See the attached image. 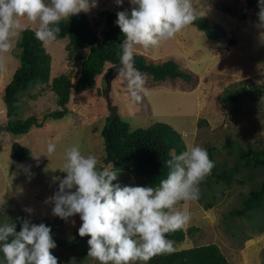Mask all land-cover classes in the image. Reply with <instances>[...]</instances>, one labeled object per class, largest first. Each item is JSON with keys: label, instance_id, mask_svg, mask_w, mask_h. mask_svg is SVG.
Listing matches in <instances>:
<instances>
[{"label": "rangeland", "instance_id": "obj_1", "mask_svg": "<svg viewBox=\"0 0 264 264\" xmlns=\"http://www.w3.org/2000/svg\"><path fill=\"white\" fill-rule=\"evenodd\" d=\"M121 7L131 8L129 0H124ZM118 8L115 0H98L96 8L79 14H86L92 24H102L104 14ZM193 8L198 17H207L212 23L221 25L226 37L210 40L204 32L190 25L157 47L135 48L134 55H144L148 62L174 60L193 76L191 82L176 79L163 83H155L147 76V91L139 103L131 100L122 78L114 79L109 90L105 80L108 68L97 78L94 89L72 95L64 119L46 120V116L60 110L50 88L53 79L68 75L76 82L81 68L80 57L88 51H79L70 57L66 51L67 39L43 44L51 59L49 83H38L21 93L17 114L20 119L35 116L44 126L33 128L21 137L0 134V205L6 210L10 223L13 216L29 219L37 225L49 219L55 226L53 238H75L82 223L79 216L61 220L52 215L54 205L45 201L54 195L59 180L66 176L61 169L65 149L69 146L79 145L82 153L93 154L104 164L101 131L111 114V105L117 107L122 119L133 130L147 129L161 122L176 129L187 147L200 145L207 152L216 148L214 164L224 168L236 165L239 149L264 148V93L256 101L247 97L238 103H228V107L223 99L229 91L251 83L263 87L264 91V41L258 38L253 9L247 6L246 0H193ZM37 27L21 19L20 34L26 29L35 31ZM19 38L20 35L6 56L4 70L0 71V126L6 125L8 120L2 100L4 89L20 65ZM14 142L31 150V160L13 162L10 152ZM49 142L56 145L51 156L46 152ZM263 181L264 167L242 169L231 185L216 183L212 178L204 179L199 185L200 195L204 203L213 202V208L206 210L200 201H184L177 205L188 211L191 219L182 227L186 233L183 242H173V251L168 252L171 261L181 262L182 256L178 253L184 252L190 256L187 263L203 264L204 261L195 255L196 249L215 245L222 255L221 264H264V221L230 215L242 207L245 196L259 188ZM116 183L139 186V179L118 172L117 180L113 181ZM25 208H31L32 214L26 213ZM72 258H79L76 250H62L58 264H70ZM83 264H98V261L88 257Z\"/></svg>", "mask_w": 264, "mask_h": 264}, {"label": "clouds", "instance_id": "obj_2", "mask_svg": "<svg viewBox=\"0 0 264 264\" xmlns=\"http://www.w3.org/2000/svg\"><path fill=\"white\" fill-rule=\"evenodd\" d=\"M122 6L124 0H115ZM130 11L116 13V25L124 40L120 44L117 78L126 82L134 103L146 93L147 76L134 65V49L157 47L197 20L193 0H129ZM98 6V0H0V71L7 54L20 35L21 19L37 24L35 38L44 44L57 41L60 22ZM259 40L264 41V0H258ZM56 145L47 144L51 156ZM165 163L166 178L156 186H132L116 183L118 172L112 163L102 164L95 155L82 153L79 145L65 149L58 190L45 203L54 205L52 215L61 220L78 215V235L87 240V256L98 264H148L155 256L173 251L168 234L190 222L188 211L177 207L184 201H198L200 183L214 168L207 150L188 146L176 154L170 152ZM29 215L31 208L23 209ZM0 205V264H58L52 254L57 247L51 228L43 223L17 218L10 223ZM17 223L21 225L17 231ZM70 264H76L72 258Z\"/></svg>", "mask_w": 264, "mask_h": 264}, {"label": "trees", "instance_id": "obj_3", "mask_svg": "<svg viewBox=\"0 0 264 264\" xmlns=\"http://www.w3.org/2000/svg\"><path fill=\"white\" fill-rule=\"evenodd\" d=\"M246 3L250 9H253L257 19L258 0H246ZM125 9L130 11L131 8L119 6L116 11L105 13L102 24H92L91 19L86 14H78L60 22L61 32L58 39L69 41L66 51L69 52L70 57L79 51H88V53L80 57L81 68L76 82H73L68 75H61L53 79L50 88L57 97L56 101L60 110L46 116V120L64 119L68 114L67 106L74 93L80 94L94 89L97 78L106 69L120 64V44L124 37L115 21L117 19L116 13ZM192 25L204 32L210 40L217 41L226 37L224 28L219 24L212 23L207 17H198ZM34 33L35 31L26 29L20 34L17 43L20 65L4 89L2 100L8 120L6 125L0 126V134L5 132L21 137L30 133L33 128H43L44 126L35 116L20 119L17 114L19 95L38 83L48 84L50 79L51 59L45 52L44 43L37 40ZM232 44L235 45V41H232ZM134 65L146 76L152 77L155 83L176 79L191 82L193 78L190 73L182 70L174 60L154 63L148 62L144 55L137 54L134 55ZM263 93V87L251 83L249 86L229 91L223 99L225 106L228 107V103H238L247 97L256 101L260 99ZM110 108L111 114L106 119L105 126L101 131L105 147L104 164L112 163L116 171L134 175L139 179V186L158 185L159 180L166 178L169 171L165 162L171 158V150L175 149L176 154H180L187 148L182 135L172 126L161 122L147 129L133 130L130 124L122 119L116 106L111 105ZM234 143L236 144L235 141ZM233 144L229 145L232 146ZM215 152H217L216 148L208 150L209 158L213 162ZM237 157L239 160L233 167L224 168L220 164H214V168L205 179L212 178L216 183L231 185L235 175L242 169L264 167V148L239 149ZM10 158L14 163L26 162L31 160L32 152L21 143L14 142ZM208 184L210 185V183ZM215 198L216 196L213 195V199ZM198 201L204 203V198L200 195ZM213 205V202L204 203L206 210L212 209ZM230 215L251 220L261 218L264 221V181L259 188L252 190L249 196H245L242 207L230 212ZM17 218L19 217H11L12 222H16ZM45 225L51 228L52 234L54 224L46 219ZM20 227L21 225L17 223V231L20 230ZM185 236L186 233L181 228L168 234L167 239L180 243L183 242ZM89 238H81L78 232L73 239L53 238L57 247L52 250V254L58 258L62 250H76L79 254L76 264H83L88 258L87 240ZM178 255L182 256V261L177 264H189L187 263V258H190L189 255L184 252L178 253ZM195 255L204 261L203 264H221L222 255L217 252L215 245L209 248H198ZM171 257L168 252L162 253L153 257L148 264H174ZM0 260H2V253H0Z\"/></svg>", "mask_w": 264, "mask_h": 264}, {"label": "water", "instance_id": "obj_4", "mask_svg": "<svg viewBox=\"0 0 264 264\" xmlns=\"http://www.w3.org/2000/svg\"><path fill=\"white\" fill-rule=\"evenodd\" d=\"M119 67H120V64L109 68L107 74L105 75V80H106L109 90L111 89L113 80L117 78Z\"/></svg>", "mask_w": 264, "mask_h": 264}, {"label": "bare ground", "instance_id": "obj_5", "mask_svg": "<svg viewBox=\"0 0 264 264\" xmlns=\"http://www.w3.org/2000/svg\"><path fill=\"white\" fill-rule=\"evenodd\" d=\"M113 67V66H112ZM111 68V67H110Z\"/></svg>", "mask_w": 264, "mask_h": 264}]
</instances>
